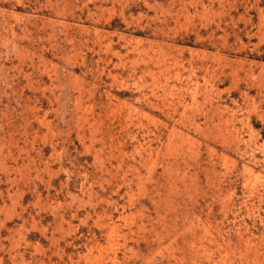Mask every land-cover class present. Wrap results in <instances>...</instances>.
<instances>
[{"label": "rangeland", "instance_id": "374dc122", "mask_svg": "<svg viewBox=\"0 0 264 264\" xmlns=\"http://www.w3.org/2000/svg\"><path fill=\"white\" fill-rule=\"evenodd\" d=\"M0 264H264V0H0Z\"/></svg>", "mask_w": 264, "mask_h": 264}]
</instances>
